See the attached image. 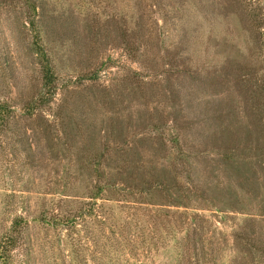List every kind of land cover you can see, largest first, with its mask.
<instances>
[{"label": "rangeland", "instance_id": "1", "mask_svg": "<svg viewBox=\"0 0 264 264\" xmlns=\"http://www.w3.org/2000/svg\"><path fill=\"white\" fill-rule=\"evenodd\" d=\"M10 242L0 264H264V0H0Z\"/></svg>", "mask_w": 264, "mask_h": 264}, {"label": "trees", "instance_id": "2", "mask_svg": "<svg viewBox=\"0 0 264 264\" xmlns=\"http://www.w3.org/2000/svg\"><path fill=\"white\" fill-rule=\"evenodd\" d=\"M47 73H48V70H47ZM84 214L85 213L83 210H80L77 212H70V226H73V228L76 227L78 224V221L83 220V218H85V216L88 215L89 213H86L85 215ZM84 221H85V219H84ZM9 231H10V235L7 236L8 239H10L12 233L17 232V224L12 225V227L10 228ZM125 239H126V242H127V240L131 241L130 236L128 238L126 237ZM8 246H11V242H10V244L6 243V244L1 245L0 246V253L2 252L5 254L6 252H8L10 250V248ZM79 246H81V243H79ZM10 262H11V257H6L4 264H9ZM15 264H17V263H15ZM20 264H25V263H20Z\"/></svg>", "mask_w": 264, "mask_h": 264}]
</instances>
